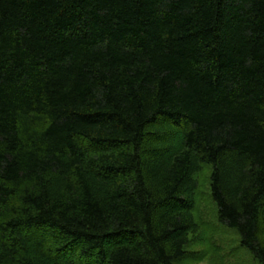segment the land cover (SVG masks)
Wrapping results in <instances>:
<instances>
[{"label":"trees","instance_id":"1","mask_svg":"<svg viewBox=\"0 0 264 264\" xmlns=\"http://www.w3.org/2000/svg\"><path fill=\"white\" fill-rule=\"evenodd\" d=\"M204 167L264 264V0H0V264H178Z\"/></svg>","mask_w":264,"mask_h":264},{"label":"rangeland","instance_id":"2","mask_svg":"<svg viewBox=\"0 0 264 264\" xmlns=\"http://www.w3.org/2000/svg\"><path fill=\"white\" fill-rule=\"evenodd\" d=\"M209 176V167H204L198 175L194 208L198 227L192 234L186 257L178 264H258L249 251L241 247L236 232L218 222Z\"/></svg>","mask_w":264,"mask_h":264}]
</instances>
